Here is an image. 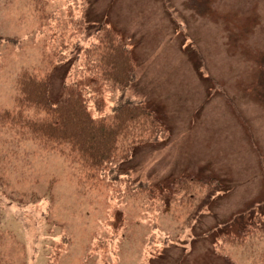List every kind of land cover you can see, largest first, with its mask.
I'll use <instances>...</instances> for the list:
<instances>
[{"label": "rangeland", "instance_id": "rangeland-1", "mask_svg": "<svg viewBox=\"0 0 264 264\" xmlns=\"http://www.w3.org/2000/svg\"><path fill=\"white\" fill-rule=\"evenodd\" d=\"M101 20L132 48L124 94L168 137L138 146L122 164L130 180H112L0 119V261L264 264V235L247 232L264 216V0H0V38L19 40L0 39V112L17 109L23 69L49 73L52 97L75 80ZM62 45L67 61L54 67ZM117 93L106 83V112ZM180 176L203 184L182 195ZM223 233L242 242H218Z\"/></svg>", "mask_w": 264, "mask_h": 264}, {"label": "trees", "instance_id": "trees-1", "mask_svg": "<svg viewBox=\"0 0 264 264\" xmlns=\"http://www.w3.org/2000/svg\"><path fill=\"white\" fill-rule=\"evenodd\" d=\"M90 35L89 44L83 45L86 57L75 80L65 77L58 95L52 97L49 73L37 76L23 69L16 80L17 109L1 111L0 119L18 123L33 138L52 148L60 146L64 149L66 146L84 168L99 172L101 178L107 173L112 180L125 178L128 181L130 176L122 164L131 159L138 146L166 139L168 130L145 101L124 94L136 80L135 60L127 39L102 20L93 25ZM0 39L11 43L19 41L16 38ZM78 45V42L74 44L76 49ZM64 56L65 45H62L56 53L57 58L52 60L53 66H63L67 61ZM76 60H79L78 56ZM106 83H111L118 92L110 101L108 112L104 100ZM28 106L42 111L44 116L24 118L22 110ZM132 183L135 181H130V185ZM136 183H139L138 187L149 188L142 182ZM173 183L182 190V195H190L192 188L202 185L203 181L180 176ZM254 215L256 218H249L247 232L264 235V216ZM217 241L237 244L242 238L223 233Z\"/></svg>", "mask_w": 264, "mask_h": 264}]
</instances>
